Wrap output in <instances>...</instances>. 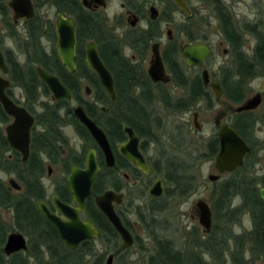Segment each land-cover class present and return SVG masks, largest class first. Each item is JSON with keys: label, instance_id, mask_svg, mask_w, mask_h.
Instances as JSON below:
<instances>
[{"label": "flooded vegetation", "instance_id": "1", "mask_svg": "<svg viewBox=\"0 0 264 264\" xmlns=\"http://www.w3.org/2000/svg\"><path fill=\"white\" fill-rule=\"evenodd\" d=\"M10 1L7 4L0 1V7L2 8L0 9V52L8 67V73L2 75V77L10 83L6 90V95L14 104L25 108L33 118V125L29 132L28 157L23 161L21 153L11 148L8 143L5 129L12 124L13 118L4 113L7 118L5 123L8 124L4 127L0 125V127L9 147L6 157L8 161H18V164L8 170H2L0 175L6 173L8 181L6 184L3 183V186L13 197L23 196L26 193L21 179L23 177L28 179L31 176L36 179L34 183L40 187V198L31 201L39 216V220H37L39 223L30 220V224L25 225L26 228L24 229H19L18 226L21 227V224L19 225L20 221L18 222L15 219L14 210L6 208L10 209L13 214L11 221L16 231L12 233H19L24 237L27 249L10 256L3 254L6 239L12 233L8 234V230L0 219V236L4 238L3 243L0 245V259L3 258L10 261L13 257L22 258L21 256L27 252L32 257L33 264H42V260L45 257L50 259V264H76L75 262L65 263L63 258L69 255L77 257L79 255L78 252H82L81 254L84 255L87 250H91L94 253V242L98 239H108L112 245L107 251V257L112 255L113 263L115 258L128 254L133 248L138 246V243H140V248L149 251L146 258L147 263L148 258L155 254V248L158 247V238L148 234L149 241L142 244L143 237L134 234L132 222L133 220H136L134 221L136 223L141 222L145 228L150 226L149 222H154L156 214L166 209L167 203H163L164 198L175 197L173 192L176 191V188L173 183H171L172 189L168 188L170 181H174L176 174H184L185 176L189 174L186 172L185 167L180 166L181 164L175 161L176 154L174 157H169L175 151L183 152L188 149L185 141V138H187L186 132L180 133V136H182L179 139L181 140L180 142H174L169 135H167V139L160 136L159 127L165 122L163 115L166 118L170 116L178 118L181 115L180 126L185 131L189 128L190 123L189 119H185V115L187 116L193 110V129L195 132L200 133L204 125L203 121L200 120V116L216 109L212 122V133L202 137L199 146V159L212 162L207 180L209 175L219 177L215 182L208 180L212 184L222 179L232 178L221 186V203L222 201L226 202L225 197L230 194V197L232 195L240 197L241 203L237 208L251 206L250 200L248 199L249 201L247 200L246 202L240 194L250 192L257 195L259 204L264 211V202L261 199V191H264V137H260V134L264 135V2L262 3L261 0H182L186 6V9H182L173 0H120L119 6L122 10V15L119 17L114 15L112 17V28L117 32L116 35L104 32L103 23L100 19L99 11L107 8L108 0H104V7L95 3L90 4L91 0H86L89 3V7H85L83 0H76L79 3L80 11L71 6V11L69 12L60 11V1H58L56 3L57 14L71 18L75 25L76 71L74 74H70L62 66L56 51V17L54 25L44 23L36 15L35 6H37V1L30 0L34 10L33 16L16 19L14 12L9 6ZM242 2L243 8L246 9L244 15L252 17V20L247 22V24L237 20L239 15L236 14L235 9ZM158 4L160 6L166 4L165 10L158 11L155 6H158ZM8 14L11 15L12 19L10 23L6 21ZM178 14L183 15L182 19L179 18ZM20 26L22 32L21 30L15 32L14 30H17ZM43 36L55 43L51 54H47L45 47H43ZM94 37H97L100 43L103 44L108 61L117 66L119 71L117 76L102 60L99 51L100 45ZM10 39L13 40V46L10 43ZM7 42L10 44L9 47L6 45ZM89 43L96 45L100 59L112 75L114 99H111L106 94L96 74L89 70L85 64L86 50ZM189 45H202L209 49V55L203 61L202 67H188L186 65L181 53ZM154 47L155 51L157 50L160 55L165 74L169 78L167 83L153 82L148 74L149 67L154 60ZM17 48L21 49V54L22 56L24 55L25 65L31 62L37 65L36 67H41L42 62L51 64L53 61L51 58L55 57L56 62H59L64 71L77 79L75 84L79 86L80 91L78 95H72L66 84L59 77L69 91L71 98L57 101L52 97L50 103L54 105L60 102L66 103L68 105L66 107L70 110V116L74 119L75 124H65L59 127L58 133L55 134L54 131L48 130L49 128H46V125L38 120L37 115L39 113L34 111L36 101L34 104L27 101L24 88L14 84L10 77L9 64H19L15 57L19 56L16 53L18 51ZM218 59H220V63ZM78 63L84 64L85 69L96 78L102 90L101 100L96 98L95 89L91 81L83 75H76ZM179 63L184 67L183 69ZM41 68L44 69L43 67ZM173 71H178V74L175 75ZM203 72L207 73V83L203 80ZM83 80H87L91 84V86H84V93L87 97H90L92 93L94 94L92 104L83 102L81 99V81ZM258 80L260 81L258 89L252 88V84ZM38 81L43 88L44 86L47 88L39 78ZM180 81L183 82L182 86L178 84ZM211 83L218 84L220 88L219 96L211 88ZM86 87L90 89L89 95L86 94ZM16 89L23 92L24 99L22 103L16 97ZM48 95L52 96L50 91ZM256 95H259L260 98V103L256 108L237 112L239 107ZM71 103L74 104L72 108L69 106ZM101 105H110L111 107L100 108L99 106ZM76 107H82L85 115L105 134L113 156V164L111 166L106 164L101 149L92 138L88 129L74 117L73 110ZM42 110L43 108H41L40 112ZM59 112L63 114L65 111L59 110ZM159 113L162 115L160 116ZM195 118L199 130L194 127ZM65 126L72 127L75 134L85 142L84 148H87L85 155H72L63 159L59 145L63 144L62 129ZM115 126H117L118 131L113 130ZM125 127L130 128L136 136V150L148 167V173L135 166L119 151L120 146H126L129 142V138L124 131ZM224 127H228L238 134L248 146L249 151L239 168L219 174L214 168V163L220 151L219 134ZM183 136L184 139H182ZM46 137L51 142L56 140L55 146L59 152L47 153L42 148H36V146L40 145L39 139L42 138L44 142ZM164 144H169L170 147L165 149L162 147ZM90 150L95 153L99 170L95 175L91 194L85 202L86 214L80 212L79 219L82 222H86L87 218H90L94 223V229L99 233V237L85 240L74 250H71L60 238L56 227L39 212L37 205L40 202L44 203L51 214L62 221L67 220L57 210L54 197L56 196L62 204L75 208L72 193L67 184V177L73 167L81 170L85 168V159ZM34 159L42 165L41 170H36L34 166H31V161ZM29 162L30 165L28 166ZM25 164H27V168L20 167ZM53 167L59 168L60 174L58 179L52 181L51 188L48 189L44 181L51 178ZM99 175L102 179V186L94 194L93 187ZM187 178L188 180L183 183V186L187 189L186 192L188 194L192 187L190 185V177ZM10 179L17 183L19 190L10 186ZM158 180L161 182L162 194L160 196H152L149 191ZM105 192H113L117 197L111 201V205L123 226L132 236L133 244L129 249L122 247L120 236L95 204V198ZM32 193L33 190L28 191V194ZM230 197L225 204L229 209L231 208ZM199 200H204L209 205V202L205 199ZM0 208L4 209L3 207ZM152 213L155 214L154 217H152ZM192 213L194 214L193 218H195V215L197 216V222L200 226L195 205ZM96 216L101 218L103 224L106 227L108 226L107 228L111 229L114 234L103 232L97 225ZM22 222H24V219ZM47 228L51 231L50 234L46 233ZM212 228L213 220L211 231L208 234L202 228L205 240H207L206 237L212 236ZM261 228L262 230L264 229V219L260 220L251 217L250 229H246L241 236L235 237L238 239L235 242L236 247L240 246V239H244L242 241L244 242L243 245L240 246L241 249L238 248L234 251L240 254L235 260L237 261L234 262L235 264H255L257 261L264 263V252L250 249L252 236H256ZM193 234H196L195 229ZM161 240L168 243L167 246L171 248V251L185 257H188L191 252H195L194 255L192 254L194 256L193 264H210L203 259L204 253L209 255L212 253V250L207 247L205 250L199 251L201 245L196 244L193 246L194 248H189L186 244H182L179 245L178 249L173 241ZM214 252L219 254V249L216 250L215 248ZM34 257H39L40 260ZM26 261V264H29L27 259ZM105 262L106 260L103 264ZM212 262L217 264L216 259H213ZM44 263H46V260Z\"/></svg>", "mask_w": 264, "mask_h": 264}, {"label": "water", "instance_id": "2", "mask_svg": "<svg viewBox=\"0 0 264 264\" xmlns=\"http://www.w3.org/2000/svg\"><path fill=\"white\" fill-rule=\"evenodd\" d=\"M174 3L182 8L186 9L182 0H173ZM83 0L85 7L88 6V2ZM91 3L105 6L104 0H91ZM10 8L14 12L15 18H30L34 14L32 3L30 0H11L9 3ZM55 31L57 36L56 51L61 61L62 66L70 74L75 73V25L71 18L64 17L62 14L56 15ZM186 50L182 51L181 55L188 67L198 66L202 67L203 61L209 55V49L202 45H189L186 46ZM154 60L149 67L148 74L153 82L167 83L169 81L168 76L165 74L164 66L158 51H155L154 47ZM87 68L93 71L101 87L106 94L114 99L113 78L109 70L103 64L100 59L97 47L94 43H89L86 50V62ZM36 75L39 80L47 86L54 100H69L71 98L69 91L63 85L60 78L48 73L41 67H36ZM0 106L5 114L13 118L12 124L8 125L5 129L7 140L11 148L21 153L23 161L28 157L29 146V132L33 125L32 116L25 110V108L14 104L6 95V90L9 87V81L2 75L8 73V67L4 62L3 56L0 52ZM203 80L208 82L207 73L203 72ZM211 88L214 90L217 96L220 94V88L218 84L211 83ZM86 94H90L89 87H86ZM260 103L259 95L254 96L248 100L243 106L237 109V112L252 110L256 108ZM74 117L83 124L95 140L99 148L101 149L105 162L108 166L113 164V156L103 131L97 127V125L91 121L84 113L82 107H76L73 110ZM194 127L199 130L198 123L195 118ZM129 142L126 146H120L119 151L122 152L125 157L130 160L135 166L141 168L144 172L148 173V167L144 160L137 152V138L130 128L125 127ZM220 151L215 159L214 168L219 174L224 172H231L239 168L244 160L245 155L248 153L249 148L245 142L228 127H224L220 134ZM127 148V149H126ZM131 148V149H130ZM126 149V150H125ZM98 166L95 159V153L93 150L88 151L85 159V168L83 170L73 167L70 175L67 177V184L72 193L73 202L75 208H71L58 201L57 197H54V203L57 210L62 213L67 220L62 221L55 215L51 214L46 208L44 203H38L37 208L43 217L51 222L57 229L60 238L64 241L65 245L74 250L81 242L85 240H91L99 237V233L94 229V223L90 218H87L86 222H82L79 219V213L85 212V202L91 194V187L94 182L96 173L98 172ZM219 177L216 175H209L208 180L215 182ZM9 184L12 188L18 189L19 186L13 180H9ZM149 193L152 196H160L162 194L161 182L158 180L154 186L150 189ZM116 195L113 192H105L95 198V204L98 210L106 217L114 230L120 236L122 240V247L129 249L132 247L133 239L129 231L123 226L120 218L115 213L111 201L115 200ZM261 199L264 202V191H261ZM198 211L199 224L204 229V232L208 234L212 227V212L209 205L204 200H198L195 204ZM26 241L24 237L19 233L10 234L3 247V254L10 256L17 252L26 251ZM113 256L109 255L105 264H112Z\"/></svg>", "mask_w": 264, "mask_h": 264}, {"label": "rangeland", "instance_id": "3", "mask_svg": "<svg viewBox=\"0 0 264 264\" xmlns=\"http://www.w3.org/2000/svg\"><path fill=\"white\" fill-rule=\"evenodd\" d=\"M2 3L7 4L9 0H0ZM37 1V6H35V11L36 15L42 20L44 23H48L50 25H54L55 22V17L57 14L56 10V0H36ZM81 1V0H79ZM263 3L264 0H261ZM120 0H108V6L107 8L100 9V19L103 23V29L104 32L116 34L112 28V17L114 15H117L118 17L122 15V10L119 6ZM1 5V3H0ZM158 8V11H161L162 9L165 10L166 4H163L160 6L158 4L155 5ZM236 14L239 15L237 16V20L242 23H246L252 20V17H247L245 16L244 12H246V9L243 8V2L241 5H238L237 8L235 9ZM179 18L182 19V14H178ZM1 19V17H0ZM6 21L7 22H12L11 15L8 14L6 16ZM183 21V20H181ZM240 23V25H242ZM214 24V22H213ZM22 32L21 26L18 27L16 31ZM49 36V35H48ZM50 37V36H49ZM47 38L46 36L42 38V44L43 47H45L47 54H51V50H53V47L55 45L54 41H50L51 39ZM164 37V41H165ZM10 43L13 46V40L10 39ZM9 47V43L7 42L6 44ZM15 45V44H14ZM18 49V48H17ZM19 54V56H15L18 63L21 65H25L26 62L24 59V55L22 56L21 49H18L16 52ZM178 60V59H177ZM179 62V60H178ZM218 62L220 63V59H218ZM180 65V63H179ZM37 65H33L34 68H36ZM181 68L183 69L184 67L180 65ZM260 84V81H256L252 84V88L258 89V86ZM91 84L86 80L81 81V99L83 102H87L92 104L94 101V94L90 97H87L84 93V86ZM16 97L18 98V101L20 103L23 102V92L20 90L16 89L15 91ZM52 96H44L42 93H40L38 99L36 100V104L34 105V111L39 113L42 108V103H51L52 101ZM34 104V103H32ZM31 104V105H32ZM70 108L74 106L73 103H71ZM111 107L110 105L106 106H99L101 107ZM215 110H210L209 112L203 113L202 116H200V120L203 121V129L200 133H197L193 129L192 125V113L193 110L186 116L185 119H189V128L183 131L182 127L180 126L181 123V115L177 117H169L166 118L164 116L165 122L159 127L160 136H163L164 138L167 139V135L172 137V140L175 141H181L179 140L182 136H180V133L186 132L187 138H185L187 142V147L185 151H175L173 155H169V157H174L175 154V161L180 163L182 167L186 168V172L189 174H186V177H190V185H191V191L190 193L187 194V192L184 195H181V192L174 191V198L168 197L164 198L163 203H167L166 209L162 210L161 212L156 214V217L154 219V222H149L150 226L144 227L143 223L141 222H134L136 220H133V225H134V234L139 235L143 237V242L146 243L149 241L148 234L150 231L151 225L154 226L155 232L153 235L154 237L160 238V239H165V240H171L173 243L176 244L177 248L179 249V245L186 244L189 246V248L193 247L194 245H201V249L199 251H203L202 249L205 250L206 247L209 245V249L212 250V253L209 254H203V259L210 263L214 264L212 261L213 259L217 260V264H235L234 262L239 257L240 254L235 253L234 251L237 250L238 248L241 249V245H243L244 242H242L244 239H240V246L236 247V244L234 242V238L236 236H241L242 234L245 233L246 229H250L251 227V216L247 211H240L239 214L236 215V217L230 218L231 215H228L230 213H226V207L225 204L228 198L230 197L229 195H226L225 201H222L221 203V198H220V189L221 186L224 185L226 181L232 179H222L219 182H216L214 184L210 183L207 180V175L210 173V167L212 166V162H206L202 159H199L198 154L199 152V146H200V141L202 137H206L212 133L213 130V119L215 116ZM195 111V110H194ZM160 114V113H159ZM162 114H160L161 116ZM171 115V114H169ZM8 123L5 124H0L1 127H4ZM67 126V125H66ZM63 127L62 131V137H63V144H60V152L61 156L63 159L69 158L72 155H85L87 148L85 147V142L82 141L76 134L75 131L72 127ZM180 126V127H178ZM162 131V133H161ZM188 132V134H187ZM260 137H264L263 134H260ZM184 139V136L183 138ZM87 142V141H86ZM167 143V142H166ZM90 147V146H88ZM163 148L166 149V147H170L169 144H164L162 146ZM84 148V150H83ZM162 149V148H161ZM164 150V149H162ZM59 168L53 167V174L50 179H46L44 181L45 186L49 189L51 188V183L53 180H56L59 178ZM46 174V173H45ZM176 176V175H175ZM174 176V177H175ZM0 179L4 184L7 183L8 177L6 173L0 175ZM172 182L170 181L168 188L172 189ZM180 191V190H179ZM199 199H205L207 202H209L211 211H212V220H213V235L215 236L214 239L209 241L210 236L206 237L207 240H205V235L203 233L202 228L198 225L197 222V216L195 215V218H193L194 214L193 208L195 203ZM223 199V198H222ZM231 201V208L236 209L237 207L240 206L241 199L240 197L236 195H232L230 197ZM12 211L10 209H1L0 208V219L4 223V227L8 230V234L15 232L16 230L13 228V222L11 221L12 219ZM195 229V235L193 234V231ZM192 233V234H191ZM203 242V243H202ZM201 243V244H200ZM210 243V244H209ZM225 243V248L222 250V247ZM111 241L108 239H103V240H96L93 244V249H94V254L102 256L103 255V262L107 258V251L111 248ZM203 245V246H202ZM188 248V247H187ZM194 248V247H193ZM215 248L216 250L219 249V254L215 253ZM222 250V251H221ZM148 250H145L144 248H140V243H138V246L136 248H133L128 254H123L120 257H117L114 259L113 264H146V258L148 254ZM152 253V252H151ZM232 253V254H231ZM193 255L195 254L192 253ZM24 259H27L29 264H33V259L30 257L29 253H25L24 255L21 256ZM246 257H248L246 255ZM245 257V258H246ZM46 260V263L44 261ZM42 264H50V259L48 258H43ZM255 264H264L262 262H255Z\"/></svg>", "mask_w": 264, "mask_h": 264}, {"label": "trees", "instance_id": "4", "mask_svg": "<svg viewBox=\"0 0 264 264\" xmlns=\"http://www.w3.org/2000/svg\"><path fill=\"white\" fill-rule=\"evenodd\" d=\"M60 1V11L63 12H69L71 11L70 7L72 6L74 9H78L80 11L79 3L76 0H56V3ZM0 9H2L0 7ZM94 39L99 43V51L102 60L107 65V67L113 71V73L117 76L119 71L117 70V66L115 64H112L108 61V58L104 52V46L97 37H94ZM53 59L52 63L42 62L41 67H43L46 71L56 74L58 77L61 78V80L66 84L67 88L70 90L72 95H78L79 94V86H77L75 81L77 79L74 77H71L69 74H67L63 67L59 64V62H56L55 57H52ZM34 64L29 62V64L21 65V64H9L10 69V77L14 84L19 85L24 88L27 101H30V103H34L38 95L42 93L44 96H48L49 91L44 86L41 85V83L38 81L35 68L33 67ZM115 68V69H114ZM173 73L176 75L178 74V71H173ZM76 75H83L87 77L91 84H93L95 89L96 98L100 99V96L102 97V90L99 87L96 78L90 74L86 69L84 64L78 63V69ZM118 80V78H117ZM179 85H183V82H178ZM41 90V91H40ZM101 100V99H100ZM68 105L66 103H56L50 104V103H42V112H39L38 120L46 125V128H49L48 130H52L56 133H58V128L61 126H64L65 124H75L74 119L70 116V110L67 108ZM66 109V110H65ZM59 110H64L65 112L61 114ZM60 113V114H59ZM7 120L4 112L2 111V108L0 106V124L5 123ZM76 126V125H75ZM117 126L113 127L114 131H118ZM40 140V145L36 146V148H42L47 153L49 152H59L56 148V140L51 142L50 140H46L43 142L42 138ZM37 145V143H36ZM33 146L35 148V143L33 141ZM9 151L8 144L6 142V139L3 135L2 129L0 127V172L2 170H8L12 166H16L18 164V161H8L6 157V153ZM35 164V165H34ZM30 165V162L28 166ZM27 164L22 165L20 167L27 168ZM31 166H34L36 170H41L42 165L39 164L37 161L32 160ZM179 173V172H178ZM180 174V173H179ZM32 180V181H31ZM36 179H33L31 176L30 178H22L21 181L25 186V194L23 196L13 197L8 193L6 188L3 186V182L0 179V207L3 208H12L14 210V217L19 222V225L21 224V227L19 229L26 228L25 225L30 224V220L37 221L39 220V216L37 212L34 209V206L31 204V201L34 199L40 198V187L34 183ZM101 176L97 177V181L93 187V193L96 194L102 186ZM188 178L184 175H177L174 177V181L172 182L173 185L176 188L177 192H181V195H184L186 193V188L183 186V183L186 182ZM29 190H33L32 194H28ZM180 190V191H179ZM242 195V198L247 200L249 199L251 202V206H247L244 208H237L234 210H230L227 205L226 207V213H230L228 215H231L230 218L236 217L237 214L240 213V211H247L250 213L252 218H257L260 220L264 219V211L262 206L259 204L257 195L254 193H240ZM248 196V198H247ZM221 198V195H220ZM248 200V201H249ZM161 212V211H159ZM155 214L152 213V217H154ZM24 219V222L21 223V221ZM98 227L102 229L103 232H110L114 234V232L107 228L101 218H95ZM261 222V221H260ZM37 223H39L37 221ZM262 223V222H261ZM24 224V225H23ZM263 227V226H262ZM149 233L154 234L155 228L151 225ZM262 228L259 230V232L256 234V236H252V242H250V249L251 250H261L264 252V229ZM50 230L47 228L46 233L50 234ZM212 236L209 238V241L215 238L212 231ZM234 242H237L238 239L234 238ZM237 240V241H236ZM4 238L0 236V245L3 243ZM212 242V241H211ZM210 244V243H209ZM158 247L155 248V254L150 256L148 258V262L146 264H193L192 261L194 260V256L192 255V252L188 255V257H185L184 255H180L177 252L171 251V248H169L167 245V242L162 241L160 238H158L157 242ZM210 248L209 245L207 247ZM225 248V243L222 247V250ZM221 250V251H222ZM79 255L77 257H74L72 255L66 256L63 258V262H75L76 264H103V256L95 255L92 253L91 250H87V252L83 255L82 252H78ZM39 255V254H38ZM35 259L40 260L39 257H34ZM65 260V261H64ZM27 261L24 258L20 257H13L11 260H4L3 258L0 259V264H26ZM199 264V263H197Z\"/></svg>", "mask_w": 264, "mask_h": 264}]
</instances>
